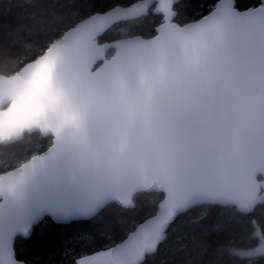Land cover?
<instances>
[{"label": "snow or ice", "instance_id": "snow-or-ice-1", "mask_svg": "<svg viewBox=\"0 0 264 264\" xmlns=\"http://www.w3.org/2000/svg\"><path fill=\"white\" fill-rule=\"evenodd\" d=\"M175 2L159 0L154 11L163 15V22L151 44L146 42L141 47L136 62L142 64L155 58L163 66L177 49L184 53H199L212 48L211 42L222 36V9L225 6L235 9L231 0H221L210 16L192 24H173ZM152 3L153 0H143L128 7L117 5L96 11L71 33V41L65 39L63 43H56L47 49L49 55L43 60L29 62L20 80L7 86L0 82V142L15 139L32 128L51 132L57 146L69 128L81 139L88 138L90 104L57 71L60 56L70 45L74 46L82 53L78 67L80 77H99L104 73L115 74L120 79L119 90L108 96L103 136L116 139L132 149L156 151L163 155L177 150L202 153L204 146L200 141L208 138L214 150L230 161L219 178L207 187L197 189L196 176L178 179L175 175H146L139 182L140 186L134 182L126 189L103 193L105 199L125 205L131 204L134 195L140 191L158 192L162 199L155 214L133 225L120 243L90 255H81L75 264H143L146 255L154 252L165 238L174 219L201 205L230 206L240 217L247 219L252 229L249 240L258 242L260 247L230 248V255L239 259L264 255V223L252 218L257 205L264 204V125L252 128L243 114L226 112L223 107L206 113L168 108L151 85L144 83L143 87L137 88L132 83L134 69H130L128 59L120 55L130 39L116 41L117 55L111 60L107 58L108 47L100 42L103 34L121 22L147 14ZM165 43L170 47L156 54L154 46ZM96 64L100 67L92 73L91 68ZM245 145L247 150H244ZM51 151L54 153L55 149ZM45 162L44 155L39 160L34 157L29 165L0 176V199L3 201L0 203V264H21L12 253L14 235L21 227V220L39 215L62 199L71 197L75 191L71 185L33 189L35 174ZM98 203L99 198L94 197L86 205L89 216L96 215L103 208L97 211Z\"/></svg>", "mask_w": 264, "mask_h": 264}, {"label": "trees", "instance_id": "trees-1", "mask_svg": "<svg viewBox=\"0 0 264 264\" xmlns=\"http://www.w3.org/2000/svg\"><path fill=\"white\" fill-rule=\"evenodd\" d=\"M136 0H0V75H11L40 57L51 43L85 17ZM219 0H181L176 20L183 24L207 15ZM236 7H256L262 0H235ZM163 16L151 10L146 16L121 22L101 37V42L126 36L156 34ZM112 50V49H110ZM110 50L108 55H110ZM53 143L39 132L26 133L22 140L0 144V173L12 169ZM158 192H138L134 206L108 204L88 220L56 223L46 218L33 233L15 241V254L28 264H75L81 255L116 244L138 222L153 215L161 202ZM252 218L264 223V204ZM220 226L219 228L217 226ZM252 231L246 218L230 206L201 205L178 216L156 252L143 264H264V255L239 259L230 248H253Z\"/></svg>", "mask_w": 264, "mask_h": 264}, {"label": "water", "instance_id": "water-1", "mask_svg": "<svg viewBox=\"0 0 264 264\" xmlns=\"http://www.w3.org/2000/svg\"><path fill=\"white\" fill-rule=\"evenodd\" d=\"M180 1L176 0L173 5V11L176 13L172 20L173 24H181L176 20L177 10L175 9V6ZM142 2L143 0H136L130 5L118 6L128 7ZM158 3L159 0H153L147 14L151 10L154 11ZM220 3L221 0L217 2L212 11ZM231 3L235 9L225 6L221 11L220 28L222 36L218 40L219 47H212L199 53H184L177 49L163 63V66L155 58L145 60L142 64L136 62L134 70L131 73V81L137 88L143 87L144 83L151 85L158 98L170 109H184L206 113L214 108L223 107L226 112L243 114L246 123L250 127L260 128L264 125V10H262L264 9V0H262V4L247 9L237 8L235 0H231ZM212 11L201 18L183 24H192L206 16H210ZM147 14H142L138 18H142ZM89 16L67 29L47 49L52 48L56 43H63L65 39L71 41V33L78 25H81L83 21L88 19ZM138 18H130L127 21ZM161 23L157 26L155 35H157V29ZM134 36L147 39H152L153 37ZM134 36H126L112 41H100L108 47L107 58L109 59L108 51L115 49L116 41L128 40ZM47 55L49 53L46 50L40 57L30 62H36L38 59L43 60ZM81 56L82 53L70 45L60 56L57 62V71L61 77L65 78L68 84L74 85L81 97L90 104L91 116L88 123V137L103 136L104 110L108 102V96L119 90L120 79L115 74L104 73L99 77H80L78 67ZM28 64L29 62L14 74L0 75V82H4L7 86L20 80L25 66ZM99 67V64L92 66L91 72L96 73ZM124 78L127 80V76ZM33 132L41 133L38 128L28 129L21 136L12 140H5L0 142V144L17 142L22 140L26 133ZM43 135L47 136L46 134ZM247 147L245 145L244 150H247ZM53 149H55L54 153L51 151ZM41 155L45 156L46 162L45 166L39 168L35 174L32 182L33 189L38 186L71 185L75 187V191L71 197L62 199L39 215L21 220V227L16 231L12 243L13 257L20 261L21 264L28 263L16 257L15 241L18 236L29 237L33 233L35 226L39 225L46 218H50L56 223L88 220L98 215L106 207H103L94 216L87 214L86 205L94 198V194L87 186L84 172L79 170L73 163L72 149L63 139L59 146L54 144L53 139V143L49 148L33 155L20 165L2 172L0 176H6L7 174H11V172L20 170L25 165H29L34 157L39 160ZM11 178L14 179V177ZM2 202V199H0V203ZM134 204L133 197L132 206ZM168 229L166 230L165 238ZM112 246H115V244Z\"/></svg>", "mask_w": 264, "mask_h": 264}, {"label": "clouds", "instance_id": "clouds-1", "mask_svg": "<svg viewBox=\"0 0 264 264\" xmlns=\"http://www.w3.org/2000/svg\"><path fill=\"white\" fill-rule=\"evenodd\" d=\"M131 42L122 49L120 55L129 61L128 67L134 68L141 47L152 39L140 38ZM212 47H219V41L213 40ZM170 47L165 43L154 46V51L159 54ZM117 55V50H110L109 59ZM41 134H46L50 143L54 139L51 132L40 129ZM63 141L72 149V161L75 166L84 172L87 186L99 198L97 211L109 203H117L121 207H130L119 201L105 199L103 193L107 191H119L128 188L132 183L139 182L146 176L163 177L175 175L178 179L196 176L197 189L210 186L229 166L227 156L217 153L213 143L208 138H202L201 144L204 151L193 154L184 150H177L167 155L160 152H144L121 144L118 140L106 136H95L81 139L73 129H66Z\"/></svg>", "mask_w": 264, "mask_h": 264}, {"label": "rangeland", "instance_id": "rangeland-1", "mask_svg": "<svg viewBox=\"0 0 264 264\" xmlns=\"http://www.w3.org/2000/svg\"><path fill=\"white\" fill-rule=\"evenodd\" d=\"M260 247V245H259V243H258V245H256L255 247H253V248H259ZM255 256H257V255H253V256H251L252 257V259L250 260V261H253V259H255Z\"/></svg>", "mask_w": 264, "mask_h": 264}, {"label": "flooded vegetation", "instance_id": "flooded-vegetation-1", "mask_svg": "<svg viewBox=\"0 0 264 264\" xmlns=\"http://www.w3.org/2000/svg\"><path fill=\"white\" fill-rule=\"evenodd\" d=\"M1 174V173H0Z\"/></svg>", "mask_w": 264, "mask_h": 264}]
</instances>
